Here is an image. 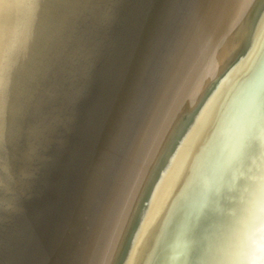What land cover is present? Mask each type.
Masks as SVG:
<instances>
[{
  "label": "bare ground",
  "instance_id": "1",
  "mask_svg": "<svg viewBox=\"0 0 264 264\" xmlns=\"http://www.w3.org/2000/svg\"><path fill=\"white\" fill-rule=\"evenodd\" d=\"M140 2L0 0V202L29 177L22 141L69 123L48 200L78 192L76 210L47 224L36 214L37 264H148L169 200L264 41V0ZM229 110L151 264H264V57Z\"/></svg>",
  "mask_w": 264,
  "mask_h": 264
},
{
  "label": "rangeland",
  "instance_id": "2",
  "mask_svg": "<svg viewBox=\"0 0 264 264\" xmlns=\"http://www.w3.org/2000/svg\"><path fill=\"white\" fill-rule=\"evenodd\" d=\"M122 1L124 3L129 0ZM140 1L141 2L137 8H141L143 5L141 11L143 12L145 2L148 0ZM146 15H148V19H150V15L147 13ZM95 22L98 23V20ZM158 57L159 51L152 56L150 62L153 59L158 61ZM83 78L82 74L80 75L79 73L78 75H75V78H73L71 82H66L64 86L59 87L53 94V104L48 101L44 107L47 114L53 113V117H55L60 108L59 105H62L59 98L62 97L61 95L64 93L63 91H66L71 85H73L74 80H78V83L82 85ZM34 99L36 101L38 98L35 97ZM36 109V104H30L28 110L30 112L28 115L29 118H33L32 115L37 112ZM42 115L43 113L40 114V117H42ZM47 120L45 121L47 122ZM66 124L69 123H64V125L59 127V124H54L53 122V125H51V127L49 125V128L45 129L43 132L44 136L38 135L36 141H34V145L29 144V142H32L33 144V140L31 139L26 138L22 141L26 146L24 147L25 150L23 156L26 158L28 157L29 160L21 167L24 171L29 173V175H27L29 177L22 182L21 189L8 193V199H6L9 200L10 203L8 207L5 205L8 203L7 201H5L6 203L0 202V264H37V258L39 259L40 256L43 255V252H39V248L34 243V240L37 241V237L35 236V233H32L33 227L35 228L38 226L39 228H42L38 224L39 221L36 218V214L42 209L46 216L43 223L47 224L49 221L52 222V219L55 222V219L58 220L61 218L62 212L66 214L69 210L71 212L70 214L73 215L76 210L73 205H76L77 203L78 192L75 194H70L69 191H67L68 193L65 192L66 194L63 195L62 200L63 204L58 203L56 206L54 202L50 203V200H48L49 194H53V183H55L56 179L53 175L54 173L56 174L58 168L61 167L59 166L61 159L67 156L65 149L62 150V146L57 150V146L55 145L57 141L66 142V127L68 126ZM31 146H34L33 151H30ZM57 153L59 154L58 158H56ZM18 155L20 154L18 153ZM29 164L33 165L34 168L29 166ZM18 166L19 165H17V168ZM65 178L71 184L75 183V179H73L72 182L71 178ZM3 185L0 186L2 187ZM10 186L12 187V184ZM66 207L69 209H66ZM12 208L14 211L13 213L11 212Z\"/></svg>",
  "mask_w": 264,
  "mask_h": 264
},
{
  "label": "water",
  "instance_id": "3",
  "mask_svg": "<svg viewBox=\"0 0 264 264\" xmlns=\"http://www.w3.org/2000/svg\"><path fill=\"white\" fill-rule=\"evenodd\" d=\"M259 49L260 50H259V52L257 54V57L255 58L254 62H252L253 64H250V68L246 67V68H248V71L245 74V76L243 77L242 81H240V83L238 84V87L235 88L234 90H231L232 92H230L228 94V96L223 100V102H221L222 104L219 107V110L221 112H219V110H218L219 113L217 114L216 118L214 119V122H213L212 126L210 127L209 132H208L207 136L205 137V139L203 141V144H202L198 154L196 155V157H195V159H194V161H193V163L191 165L190 171L188 172V177H186V180L184 181L185 183H183L182 188H180L181 186H179V188H180L179 191L180 192H178L177 195H175L171 200H169L170 204L168 203V205L166 207L167 211L165 210L166 211L165 216L163 215L164 216V217H162L163 220H161L162 221L161 226H160L161 229H159L156 238L154 237L155 238V241H154L155 245H153V250L154 251L152 250L153 253L151 252L152 255L149 258V263L148 264L152 263L154 254L156 253V250H157L158 245L160 243V238L162 236L163 230L165 229V227H166V225H167L172 213L175 211V209L177 208L178 204L182 200L184 190L192 182V178L197 173V171H198L197 167L200 165V163L202 161V158L204 157L205 153L207 152V149H208V147H209V145H210V143H211V141L213 139V134L215 133L216 128L218 127V125H219V123L221 121H223L227 117H229V113H230L229 109H230L231 105H233V104L236 105L238 103V101L240 100V97H241L242 89L245 88V86L247 85V82L253 76V74L255 73V70L257 69V67L260 65V63H261V61H262V59L264 57V41L261 43V46H260ZM165 205L166 204L164 203V206ZM159 211H158V213H159ZM156 216L153 217V219H152V222H151L152 226H154L156 224V222H154L156 220Z\"/></svg>",
  "mask_w": 264,
  "mask_h": 264
}]
</instances>
